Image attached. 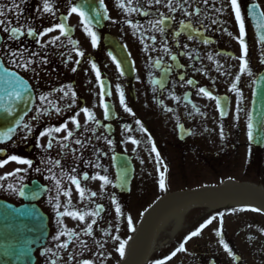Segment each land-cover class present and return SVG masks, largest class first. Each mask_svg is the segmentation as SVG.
<instances>
[{
    "label": "flooded vegetation",
    "instance_id": "obj_1",
    "mask_svg": "<svg viewBox=\"0 0 264 264\" xmlns=\"http://www.w3.org/2000/svg\"><path fill=\"white\" fill-rule=\"evenodd\" d=\"M250 1L238 0L241 13L244 14ZM48 2L53 9L51 13L43 11L44 0H25L17 16L15 11H7L12 7L13 0H0V7L5 10V16L0 19L11 20L10 26L21 27L25 33L17 40H11L9 32L4 31L8 25H0V56L8 68L16 70L30 81L37 96L32 114L23 122L30 126L31 131L20 127L14 139L0 145V161L15 155L30 160L32 167L14 161L0 167V177H6L0 179V201L16 209L35 208L46 218L48 235L44 242L34 247L35 264H51L53 260L56 264H84V261H89V264H119L124 257L117 251L119 243L125 242V254L128 238L139 220V209L144 205V192L150 186L145 181L150 173L144 168V162L157 158V154L160 158L180 157L181 160L188 155L212 162L218 158L217 146L212 138L217 126L211 119L214 103L198 91L202 88L199 77H205L207 85L215 89V81L205 76L204 67L213 60L214 50L218 52L220 49L237 47L238 42L223 37L224 34L230 37L236 31L234 16L229 11L231 7L228 0H208L207 4L204 0H188L187 3L184 0H172L176 9L174 12L164 6L167 0H162L160 5H156L155 0H151V3L149 0H140L141 11L150 13L147 17L140 12L127 10L136 8L137 0L131 3L129 0H119L125 5L124 9L118 6V0H104L109 21L102 30L90 26L97 37L96 46L91 48L88 46L90 36L84 31L81 17L71 12L75 2ZM185 10L189 15L184 14ZM231 11L234 13L233 9ZM161 13L167 23L163 35L154 23ZM62 21L68 24L67 32L71 36L66 37L55 28ZM181 21L190 24L197 32H203L205 38L214 40V44L210 46L197 39H189L183 32ZM243 22L247 33L248 25L245 20ZM29 26L38 33L37 38L26 35ZM47 28L55 30L39 36ZM106 34L122 38L128 48L136 51L135 59L141 67L136 70L134 79H125L116 73L105 50L103 39ZM41 44L45 47L41 48ZM165 47L168 51L164 50ZM10 50L23 52L20 59L34 61L28 71L9 63ZM77 50L82 51L84 56H78ZM35 51H40L41 55L47 52L43 59L47 63L39 60L41 57L33 58L32 53ZM173 56L176 60L172 59ZM96 71L100 73L99 81ZM58 73L61 79L52 80L51 77H57ZM162 76L167 77L165 88L153 84L161 81ZM191 79L195 80H192L193 86L187 83ZM101 84L109 87L108 99L101 95ZM58 89H64L68 95L65 96ZM73 92L75 99L72 97ZM121 92L124 105L120 103ZM216 92H219L218 89ZM41 96L47 99L41 102ZM101 101L112 105L113 110H109L108 119L104 118ZM151 105L156 112L151 109ZM125 106L130 111H125ZM83 108L89 109L95 119L88 120ZM80 114L81 120L78 118ZM73 118L79 123V128L72 123ZM137 120L140 124L136 123ZM55 128H61V131L48 132ZM207 129L213 133L209 145L207 137L203 136V130ZM69 131L72 136L66 139ZM42 132L48 134L41 137ZM49 139L51 148L47 147ZM77 139L82 142L81 145L75 143ZM132 140L138 143L133 144ZM117 155H124L134 167L133 179L127 191L118 186L114 167ZM57 160L60 161L59 166L50 163ZM97 163L101 167H95ZM73 168L75 171H72ZM17 169L20 171L17 172ZM9 173L13 175L9 176ZM84 175L107 176L110 183L104 185L100 180H84ZM70 176H75L81 188L85 189L83 198L76 191ZM57 180L60 181L59 190ZM8 185H12L15 190H10ZM25 187L29 190L23 198L20 190ZM68 190L71 191L70 203L69 197L63 195ZM93 192L95 196L91 195ZM57 197L61 205L59 209L54 207ZM65 205H69V211L80 214L96 213L98 208L101 210L98 215H86L80 221L71 216L58 215L65 211ZM117 206L120 208L119 215ZM93 219L96 220L95 224H92ZM89 224L92 226L91 236L84 231ZM72 231L76 234L69 235ZM61 232L65 234L60 236L59 241L55 240L54 237ZM60 243H68V247L58 248Z\"/></svg>",
    "mask_w": 264,
    "mask_h": 264
},
{
    "label": "rangeland",
    "instance_id": "obj_2",
    "mask_svg": "<svg viewBox=\"0 0 264 264\" xmlns=\"http://www.w3.org/2000/svg\"><path fill=\"white\" fill-rule=\"evenodd\" d=\"M261 2L264 7V0H261ZM250 38L252 39V43L250 44V48L247 49V56L244 57L248 64V70H245V74L242 76L246 80L243 89L245 95L237 97V106L233 107L234 112L228 121L230 124L229 126L223 125L218 138V160L225 158L223 160L225 161L229 157L230 164L224 167H220L218 164L216 169L212 171L210 167L206 168L204 163L193 164V162H188L182 166L184 176H186L185 182H182L178 177H171L169 173V177L166 180L168 181V186L163 190L161 189L160 194L167 191L181 190L183 187L215 186L227 178H232L239 182H252L264 190V167L261 169L256 166L255 169H252L249 164L250 145L247 139V122L253 87L252 78L264 69V66L260 63V54L263 51L260 53V49L252 34ZM234 51L236 52V56H242L241 52ZM229 62H231L230 65L233 67V70H230L232 78L236 79L237 76L241 75L239 62ZM226 64H219L213 69L214 72L218 68H226ZM248 71H251L250 77H248ZM235 122L238 123L239 132H242L239 142L236 143V147L238 144H240V147L237 149L232 144L229 145L230 148L228 150L227 143L225 142V131L227 132V127H232ZM224 128L223 138H221V131ZM234 131L232 129L229 130L230 133H235ZM232 136L234 137L235 135ZM232 146L236 148L235 151H233ZM232 153H235V155L233 156ZM144 168L147 167L144 166ZM159 180L154 181L153 179V182L157 183ZM151 194L152 197L154 196L153 199H155L157 192H151ZM252 209L255 208L247 204L235 208L202 205L193 209L183 218L185 226L182 228L180 234H178L180 236L177 235L178 237L174 238L177 240V243H171L170 246L159 253L155 252L148 264H160V262L164 261L165 263L163 264H210L211 262L215 264H236L233 258L235 255L240 257L239 264H264V216L258 211H252ZM213 217L215 219L212 223L200 230L199 235L184 243L193 231L201 229V225H204ZM175 225V222H173L171 230H175ZM218 230L221 232V235H217ZM157 239L159 240L160 238L157 237ZM163 239L164 236L162 235L160 241H163ZM227 239L232 242L235 249V252L231 256L225 250L223 244H221V240L226 244ZM182 244L185 250L178 251ZM168 256L171 258H167Z\"/></svg>",
    "mask_w": 264,
    "mask_h": 264
},
{
    "label": "snow or ice",
    "instance_id": "obj_3",
    "mask_svg": "<svg viewBox=\"0 0 264 264\" xmlns=\"http://www.w3.org/2000/svg\"><path fill=\"white\" fill-rule=\"evenodd\" d=\"M24 2H25V0H19V3H16V0H13L12 7L8 8L7 11L8 12L15 11L17 13V16H19V14H20L19 10L21 8V5ZM129 2L131 3L132 0H129ZM187 2H188V0H184V3H187ZM149 3H151V0H149ZM161 3H162V0H155V4L156 5H160ZM204 3L207 4L208 0H204ZM137 4H138V6L136 8H129L127 10L128 11L140 12L142 15H144L146 17L150 15V13L147 10L141 11L142 4L140 3V0H137ZM230 4H231V8L235 12L236 21L239 23V32H240L239 43L241 45V49H242V52H243V55H242V57L240 59H241V71L243 72L245 70H248L247 61L244 59V57L247 56V46L245 45V42H244L245 25H244V22H243L242 17H241V10H240V6L238 4V0H230ZM100 6L103 7V0H100ZM118 6L121 9L125 8V5L123 3H119V0H118ZM164 6L167 7L170 12H174L176 10L175 7L173 6L172 0H167V3H165ZM42 7H43V11L45 13H51L53 11V9H52L51 5L49 4L48 0H44V3H43ZM216 11L219 12V11H221V9H217ZM71 12L72 13H76L77 15H79L81 17V23L84 24V31L91 37L92 45H93V47H95L96 43H97V37H96L95 32H93L91 30V27H90L92 18H86V14L83 11H81L78 7H72L71 8ZM197 12H199V9H197ZM184 14L185 15H189V13L186 10L184 11ZM260 15L264 16V13H261ZM4 16H5V10H4L3 7H0V17H4ZM100 17H101V13L97 12L96 16L94 18L99 19ZM103 18L107 19L108 17H107V15H104ZM168 19H171V17H169ZM150 23H152V22L150 21ZM154 23H155V25L159 26L158 31L163 35L165 33L166 26H167L166 19L164 18V14L161 13L160 14V18H158ZM180 23H181V26L184 27V28H191L190 24H185L183 21H181ZM213 23H216V21H213ZM11 24H12L11 20H7L6 21L4 19H0V25H8V26L4 27V31L9 32V39L17 40L20 36L25 35V33L22 31L21 27L10 26ZM55 28H58L61 34H65V32H66V26L63 23H61L59 25H56ZM55 28H47V29H45L43 32L39 33V36L46 35L47 33H50L52 31H54ZM26 35L28 37L37 38L38 33L31 26H29ZM176 35L178 36V35H180V33H176ZM191 38L192 37L189 36V39H191ZM56 39H59V37H56ZM152 39L155 40V37H152ZM260 39L262 41H264V36H261ZM37 42H39L38 39H37ZM203 42L205 44L208 43L207 40H204ZM162 43H166V42L162 41ZM40 46H41V48L45 47V45H43V44H41ZM185 47H187V45H185ZM164 50L168 51L167 47H165ZM32 55H38V53H32ZM77 55L80 56V57H83L84 53L82 51L77 50ZM21 57H23V52H19L18 53L16 50H10L9 53H8L9 63L14 64L17 67L24 68L25 71H28L29 70V66L31 64H33L34 61L31 60V59L23 60V59H20ZM172 59L176 60V57L173 56ZM209 59H211V57H209ZM18 60H19V63L17 62ZM42 62L43 63H47V60H42ZM262 62H264V61H262ZM78 63H79V61H77V64ZM156 63H159V61H156ZM92 67L95 70L96 66L94 64L92 65ZM118 67H119V65H118ZM72 70L74 72L76 71L75 68H73ZM248 74L251 75V71H248ZM96 78H97L98 81L100 80L99 71H96ZM181 79H183V77H181ZM236 80L239 81L240 77L237 76ZM0 83H5L7 85V87H5V89H4V92H5L6 96L9 99V105H3L2 107H0V110H2L7 116H12L16 112V109L19 107L20 103H27L28 102V101H26L24 99L25 93L28 92L27 85L24 83L23 80H21L18 77H16L15 73L7 72V69L4 70V76L0 77ZM187 83L189 85H191L193 83V81L188 80ZM69 90H70V87H69ZM230 90H236V84L235 83L232 84ZM57 91L64 92V89H58ZM118 91H119V89H118ZM198 91L200 93H203V95L205 97H208L210 99H215V97H212L210 95V93L204 88H200V89H198ZM64 95L67 96L68 93L64 92ZM101 95L103 96L104 93L102 92ZM72 97H73V99H75V93L74 92L72 93ZM46 99H47V97H45V96H41L40 97L41 102L45 101ZM101 103L103 104V101H101ZM120 103H121V105H124V97H123V93L122 92L120 93ZM49 104H51V101H49ZM103 107H104V118L108 119L109 118L108 105L103 104ZM193 107H195V106H193ZM220 107H221L220 101L217 100V108L219 109ZM124 110L125 111H130V109H128L126 106H125ZM56 111L59 112L60 110L56 109ZM82 111L84 112V114L86 115L88 120H94L95 119L93 113L90 112L89 109L83 108ZM169 111H171V109H169ZM221 115L223 116V112H221ZM22 119H23V117H20L19 119L15 120L14 123L18 127H23L24 129H28L29 131H31V128H30V126L27 123L21 124V120ZM72 123L76 124L77 128H79V123L76 121L75 118H73ZM98 123L99 122H97V124ZM136 123L140 124V121L137 120ZM64 127L66 128L67 126L65 125ZM248 128H249L248 136H249V139L252 140L253 139V134H252V131H251V129H252L251 122L248 124ZM15 130L16 129L13 128V127H10V126L7 127L6 131L0 133V142H3L4 139H11L12 134L15 132ZM52 131L59 132V131H61V128H55V129H49L48 130V132H52ZM48 132H42L40 134L41 137L46 136L48 134ZM71 136H72V132L69 131L67 133V137H65V138L67 139L68 137H71ZM221 138H223V131H221ZM75 143L77 145H81L82 144V142L79 139H77L75 141ZM108 143H111V141H108ZM132 143L133 144H137L138 141L132 140ZM47 147L48 148L52 147L51 139H49ZM62 147H64V145H62ZM152 150L155 151V147H153ZM157 160H159V155L158 154H157ZM9 161H14V162H16L18 164L27 165L29 168L32 167V162L30 160L22 159V158H20L18 156H15V155H12V156L8 157V159H6V160L0 161V167H3ZM50 163L54 164L55 166H59L60 165V161H58V160L57 161H50ZM95 167H101V165L99 163H97V164H95ZM19 171L20 170L17 169V172H19ZM37 171H39V169H37ZM72 171H75V168H73ZM105 171H106V169H105ZM8 175L11 176L13 174L9 173ZM0 179H6V177H0ZM69 179L71 180L72 184L75 185L76 191L80 194L81 198H83L84 195H85V189L81 188L79 180L75 176H70ZM83 179L84 180H89V179L100 180V181L103 182L104 185H107V184L110 183V181H109L107 176H101V175H95V176H92V177H89L88 175H84ZM56 183H57V188L59 190L60 181L57 180ZM159 185H160V188L162 190L165 188V178H164L163 175H161V177H160ZM8 188L10 190H15V189H13L12 185H8ZM20 195H24V191L23 190H20ZM63 195L69 197V203H70L71 191L70 190L64 191ZM91 195L95 196L96 193L93 192V193H91ZM113 203H115L114 199H113ZM54 207L56 209H59L61 207L58 197H57V202L54 205ZM64 207H65V211L63 213H58V215L71 216L73 219H79L80 221H83L86 215H98L99 211L101 210L100 208H98L96 213L80 214V213H78L76 211H69L68 210L69 205H65ZM252 211H257V209H252ZM116 212H117L118 215L120 214L119 206H117ZM214 219H215V217H213L212 219H209L204 225H201V229H199L197 231H193L186 238L184 243H187L188 240H191L193 237H196L197 235H199L200 230H202L204 227H207V225L211 224ZM95 223H96V220L93 219L92 220V224H95ZM129 226L131 227V219L130 218H129ZM84 231H85L86 235L91 236L92 235V226H91V224H89ZM64 234H65L64 232H61L59 235L55 236L54 239L59 241L60 240V236L64 235ZM68 234L69 235H75L76 233L74 231H72V232H70ZM107 234L108 233H105V235H107ZM217 235H221V232L219 230L217 231ZM116 239H118V237ZM221 244H223L225 250L231 256L232 255V251H231V249L228 248V245L224 244L223 240H221ZM57 247L66 249L68 247V243H60V244L57 245ZM124 248H125V242L124 241H120L117 251L119 252L121 257L124 256ZM184 250L185 249H184V246L182 244L180 246V248L178 249V251H184ZM173 255H175V253H173ZM170 258L171 257H169V259ZM51 264H56V262L53 260L51 262ZM84 264H89V261H84ZM160 264H163V262H160Z\"/></svg>",
    "mask_w": 264,
    "mask_h": 264
},
{
    "label": "water",
    "instance_id": "obj_4",
    "mask_svg": "<svg viewBox=\"0 0 264 264\" xmlns=\"http://www.w3.org/2000/svg\"><path fill=\"white\" fill-rule=\"evenodd\" d=\"M112 51L117 61L121 65L122 69L126 72L129 70V61L127 54L124 50L114 45ZM4 68L1 66L0 61V77L4 76ZM9 73H13L7 71ZM16 77H18L16 75ZM21 79L20 77H18ZM23 80V79H21ZM24 81V80H23ZM27 85L28 92L25 93L24 99L28 101L27 103H20L19 107L16 109V112L12 116H7L2 110H0V133L7 130V127L15 128L17 125L14 123L15 120L23 117L30 111L31 107L34 104V94L31 90L29 84L24 81ZM7 87L5 83H0V107L3 105H9V99L6 96L4 89ZM251 124H252V134L253 139L250 140L254 145L262 146L264 143V73L261 74L256 81V88L254 93V99L252 104V115H251ZM16 129V128H15ZM16 131V130H15ZM15 133V132H14ZM12 134V136L14 135ZM8 139H4L6 141ZM232 190V194L227 196L225 194L224 187L220 189L207 188L204 190L190 191V192H181L168 195L166 198L160 200V202L149 211L145 217L143 224L140 229V235L137 241H139L144 235L149 236L152 230L156 225V216L163 215L165 212L160 211V205L166 203V212L172 213L178 210L185 209L189 206L194 205L195 203L200 202L205 197L215 196L217 199L223 200L228 203H235L238 201L240 190L245 192H250L251 199L257 204L259 209L264 213V199L261 195H256L253 193L252 188L250 187H240L232 182L228 184ZM0 226L2 224L0 223ZM29 233V231H28ZM5 234V229L0 228V261H4V258L8 257L10 263L19 260V253L24 252V256L27 258L31 255L30 246L33 243L31 240H21L17 242L13 241H2V235ZM147 234V235H146ZM25 248V250H24ZM134 252V251H133Z\"/></svg>",
    "mask_w": 264,
    "mask_h": 264
},
{
    "label": "bare ground",
    "instance_id": "obj_5",
    "mask_svg": "<svg viewBox=\"0 0 264 264\" xmlns=\"http://www.w3.org/2000/svg\"><path fill=\"white\" fill-rule=\"evenodd\" d=\"M255 189H256V191H257L258 193L262 194L263 197H264V191H263L260 187L255 186ZM207 202L214 203V200H212V199H207ZM205 203H206V202H205ZM163 227H164V228H163ZM161 228L165 229V228H166V224H165V223L162 224V225H161Z\"/></svg>",
    "mask_w": 264,
    "mask_h": 264
}]
</instances>
